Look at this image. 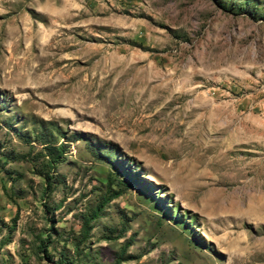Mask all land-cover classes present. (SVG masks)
I'll return each mask as SVG.
<instances>
[{
    "label": "rangeland",
    "instance_id": "374dc122",
    "mask_svg": "<svg viewBox=\"0 0 264 264\" xmlns=\"http://www.w3.org/2000/svg\"><path fill=\"white\" fill-rule=\"evenodd\" d=\"M0 264H264V0H0Z\"/></svg>",
    "mask_w": 264,
    "mask_h": 264
},
{
    "label": "trees",
    "instance_id": "16d2710c",
    "mask_svg": "<svg viewBox=\"0 0 264 264\" xmlns=\"http://www.w3.org/2000/svg\"><path fill=\"white\" fill-rule=\"evenodd\" d=\"M53 159H56V155L53 156ZM118 193V191H114V194ZM96 213V209H94V211L92 212V215L94 216ZM86 219L83 221V234H86V229H85V225H86Z\"/></svg>",
    "mask_w": 264,
    "mask_h": 264
}]
</instances>
